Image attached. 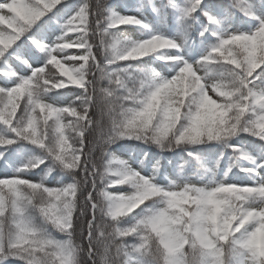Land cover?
Returning a JSON list of instances; mask_svg holds the SVG:
<instances>
[{"label": "snow or ice", "instance_id": "6c2138e0", "mask_svg": "<svg viewBox=\"0 0 264 264\" xmlns=\"http://www.w3.org/2000/svg\"><path fill=\"white\" fill-rule=\"evenodd\" d=\"M0 264H264V0H0Z\"/></svg>", "mask_w": 264, "mask_h": 264}, {"label": "trees", "instance_id": "16d2710c", "mask_svg": "<svg viewBox=\"0 0 264 264\" xmlns=\"http://www.w3.org/2000/svg\"><path fill=\"white\" fill-rule=\"evenodd\" d=\"M129 34H132L131 32H129Z\"/></svg>", "mask_w": 264, "mask_h": 264}]
</instances>
